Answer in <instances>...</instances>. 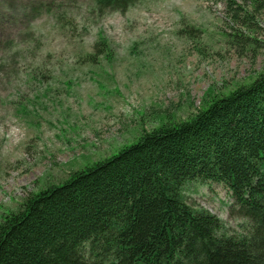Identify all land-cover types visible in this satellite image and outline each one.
I'll return each instance as SVG.
<instances>
[{
    "label": "rangeland",
    "instance_id": "374dc122",
    "mask_svg": "<svg viewBox=\"0 0 264 264\" xmlns=\"http://www.w3.org/2000/svg\"><path fill=\"white\" fill-rule=\"evenodd\" d=\"M235 1L253 14L251 31L226 0H140L102 15L94 0H0V221L264 72V8ZM227 33L258 41L244 47ZM184 194L230 233L248 228L223 184L192 180Z\"/></svg>",
    "mask_w": 264,
    "mask_h": 264
},
{
    "label": "trees",
    "instance_id": "16d2710c",
    "mask_svg": "<svg viewBox=\"0 0 264 264\" xmlns=\"http://www.w3.org/2000/svg\"><path fill=\"white\" fill-rule=\"evenodd\" d=\"M139 1L94 5L102 15ZM226 1L230 18L251 31L253 14ZM227 35L244 47L258 41ZM192 180L223 184L231 215L247 218L248 228L232 234L190 204L184 186ZM0 264H264V72L7 211Z\"/></svg>",
    "mask_w": 264,
    "mask_h": 264
}]
</instances>
